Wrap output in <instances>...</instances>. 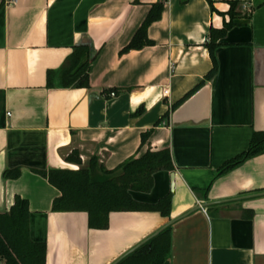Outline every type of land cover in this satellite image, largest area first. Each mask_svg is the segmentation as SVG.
I'll return each mask as SVG.
<instances>
[{
  "label": "crops",
  "instance_id": "0c3cea01",
  "mask_svg": "<svg viewBox=\"0 0 264 264\" xmlns=\"http://www.w3.org/2000/svg\"><path fill=\"white\" fill-rule=\"evenodd\" d=\"M156 1L152 42L122 52ZM230 1L240 15L215 36L216 73L172 109L212 67L206 43L229 20ZM211 2L0 0V213L16 197L27 201L45 264H116L167 226L170 254L160 264H264V153L218 174L264 133V0ZM76 45L89 50V87L47 85V71ZM148 147L168 149L173 168L131 195L152 204L169 194L167 216L114 211L97 229L85 211L53 208L60 192L43 173L93 160L100 178V166Z\"/></svg>",
  "mask_w": 264,
  "mask_h": 264
},
{
  "label": "trees",
  "instance_id": "16d2710c",
  "mask_svg": "<svg viewBox=\"0 0 264 264\" xmlns=\"http://www.w3.org/2000/svg\"><path fill=\"white\" fill-rule=\"evenodd\" d=\"M208 1L212 8L211 0ZM236 5L237 1H230L226 12L229 20L224 22L219 29H210V40L206 45L212 58V67L198 83L172 104V109L178 107L216 73L217 65L213 51L217 43L214 39L217 36H223L236 24L234 19L240 15L235 10ZM162 10V1L151 4L144 20L129 43L121 50L122 52L139 49L152 42L147 37V28L161 17ZM89 67L88 47L76 45L62 66L47 71V85L57 80L62 87L87 88L89 87ZM168 115L167 111L162 118H167ZM148 136L149 131L141 134L139 151L146 145ZM260 153H264V133L254 135L249 147L236 158L222 165L218 174H223L240 165L244 160ZM93 166L95 162L91 160L87 166L77 170L53 169L43 173L48 182L60 192L53 202L55 210L85 211L89 227L97 229L108 226L109 214L114 211H158L163 216L169 214V194L152 204L138 202L131 195L132 191H149L153 186L154 173L173 168L168 149L151 150L148 147L141 155L130 157L113 169L100 166L102 173L100 178L94 177ZM17 174L18 171L12 176ZM169 254L170 238L167 226L116 264H160L169 257ZM45 258V242L33 241L30 237L27 201L16 197L9 211L0 213V259L5 264H45Z\"/></svg>",
  "mask_w": 264,
  "mask_h": 264
},
{
  "label": "built area",
  "instance_id": "2783aa9c",
  "mask_svg": "<svg viewBox=\"0 0 264 264\" xmlns=\"http://www.w3.org/2000/svg\"><path fill=\"white\" fill-rule=\"evenodd\" d=\"M164 92H167V91H164ZM110 95H114V92H111Z\"/></svg>",
  "mask_w": 264,
  "mask_h": 264
},
{
  "label": "water",
  "instance_id": "95a60500",
  "mask_svg": "<svg viewBox=\"0 0 264 264\" xmlns=\"http://www.w3.org/2000/svg\"><path fill=\"white\" fill-rule=\"evenodd\" d=\"M162 229H163V228H162ZM160 230H161V229H160ZM160 230H158L156 233H158ZM156 233H155V234H156ZM155 234H154V235H155Z\"/></svg>",
  "mask_w": 264,
  "mask_h": 264
}]
</instances>
